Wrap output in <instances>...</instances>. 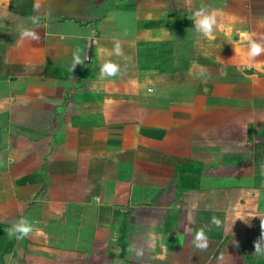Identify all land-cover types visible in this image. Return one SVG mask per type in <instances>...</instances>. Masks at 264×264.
<instances>
[{
  "label": "crops",
  "instance_id": "0c3cea01",
  "mask_svg": "<svg viewBox=\"0 0 264 264\" xmlns=\"http://www.w3.org/2000/svg\"><path fill=\"white\" fill-rule=\"evenodd\" d=\"M241 32L264 44V0H0V264H264V53L239 70ZM22 217L39 231L10 238Z\"/></svg>",
  "mask_w": 264,
  "mask_h": 264
},
{
  "label": "clouds",
  "instance_id": "9594fccd",
  "mask_svg": "<svg viewBox=\"0 0 264 264\" xmlns=\"http://www.w3.org/2000/svg\"><path fill=\"white\" fill-rule=\"evenodd\" d=\"M217 16L218 10L214 8H210L206 5H201L196 11L192 13L190 19L193 22V27L196 32L200 33L204 37H212L214 26L217 24ZM29 24H25L21 22L17 25V31L19 37L21 39H31L33 41H39L40 36L36 32L35 28L40 24V18L38 16L29 17ZM240 39L242 41L247 42L248 51L246 53V59L239 66V70H243L244 68L251 67V61H254L256 57H259L262 53H264V44L258 42L254 39L250 34L246 32H241ZM113 53L117 56L123 55V50L121 46V42L119 39L113 41ZM73 68L76 65L82 64L83 61L80 58V50L77 49L73 52ZM99 73L101 78L106 77H115L120 73V65L116 62H113L110 59L105 60L99 67ZM94 200L98 204L100 202V197H95ZM260 217V227L261 234L256 241H254V248L257 254H264V214ZM211 223L216 227H221L222 222L219 218L213 216L211 218ZM34 231H39L38 229H34L33 225L28 222L26 218H20L16 221L12 226L8 229L9 237H15L16 239H23ZM195 248L198 250L204 251L209 247L208 237L203 228L198 229L193 237L192 241ZM235 244L236 242L233 241ZM128 251L130 253H135V257L140 259L144 255V249L142 246H138L137 244H130L128 247ZM224 253L221 252L217 257L218 261L224 260ZM7 259V258H6Z\"/></svg>",
  "mask_w": 264,
  "mask_h": 264
},
{
  "label": "trees",
  "instance_id": "16d2710c",
  "mask_svg": "<svg viewBox=\"0 0 264 264\" xmlns=\"http://www.w3.org/2000/svg\"><path fill=\"white\" fill-rule=\"evenodd\" d=\"M191 165H195L196 167H197V165L196 164H191ZM200 171V170H199ZM179 179V181H180V184H179V186H178V189H179V191H182V190H185V189H188V188H193V185H191V186H189V185H187L186 184V182L188 181V179H186V178H181V177H179L178 178ZM177 179V180H178ZM178 183V182H177Z\"/></svg>",
  "mask_w": 264,
  "mask_h": 264
}]
</instances>
